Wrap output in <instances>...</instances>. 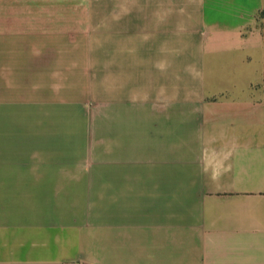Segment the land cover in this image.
<instances>
[{
    "label": "crops",
    "instance_id": "1",
    "mask_svg": "<svg viewBox=\"0 0 264 264\" xmlns=\"http://www.w3.org/2000/svg\"><path fill=\"white\" fill-rule=\"evenodd\" d=\"M261 11L0 0V264H264ZM95 49V105L37 97V51Z\"/></svg>",
    "mask_w": 264,
    "mask_h": 264
},
{
    "label": "rangeland",
    "instance_id": "2",
    "mask_svg": "<svg viewBox=\"0 0 264 264\" xmlns=\"http://www.w3.org/2000/svg\"><path fill=\"white\" fill-rule=\"evenodd\" d=\"M86 38V36H85ZM83 46L96 47L97 36ZM89 42L90 44H86ZM98 51H37V97L72 94L95 105L98 81ZM81 98V99H82ZM74 122L96 123L97 110H74Z\"/></svg>",
    "mask_w": 264,
    "mask_h": 264
},
{
    "label": "trees",
    "instance_id": "3",
    "mask_svg": "<svg viewBox=\"0 0 264 264\" xmlns=\"http://www.w3.org/2000/svg\"><path fill=\"white\" fill-rule=\"evenodd\" d=\"M259 16H260L261 18H264V11H261L260 14H259Z\"/></svg>",
    "mask_w": 264,
    "mask_h": 264
}]
</instances>
